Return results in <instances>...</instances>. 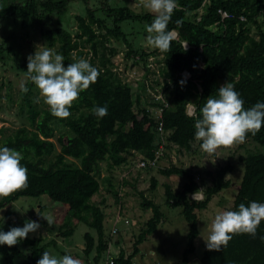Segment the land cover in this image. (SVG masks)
<instances>
[{
    "label": "trees",
    "instance_id": "obj_1",
    "mask_svg": "<svg viewBox=\"0 0 264 264\" xmlns=\"http://www.w3.org/2000/svg\"><path fill=\"white\" fill-rule=\"evenodd\" d=\"M76 1L86 5V15L75 17L77 31L73 35L61 27V22L69 11L70 3ZM109 1L98 0L95 9L89 0H48L39 3L24 0L16 6L14 15L22 18L23 27H38L40 36L47 41L49 48L57 46L56 52L64 57L65 66L76 62L85 54L84 50H88L92 55L89 62L99 70L100 75L97 82L80 93L78 101L73 102L71 115L66 119L54 117L50 110H37L31 96L36 85L28 79L25 85L28 91L23 93L22 100L27 106L29 128H17L0 143V147L21 152L24 157L21 165L27 168L29 178L26 189L13 192L9 197H0V210L20 197L48 196L52 203L59 205L57 224L64 222L59 226L60 237L71 236L73 229L69 226L75 222L95 231V238L89 233L84 235L82 251L86 261L95 252L93 264H100L102 255L108 249V241L104 236L106 200L93 202L92 198L100 193L102 182L115 196V202L119 203L118 196L124 185V179L114 186L110 178L102 177L101 163L108 162L109 168L129 167L127 155L135 152L145 160H151L157 147L154 135L156 123L151 112L141 106L140 95L135 94L130 85L123 83L113 70L111 57L116 54V49L106 46L109 38L121 41L128 48L126 58L133 56L136 59L134 64L146 63L154 52L133 49L127 40L128 34L120 25L123 22L150 25L154 17L147 13L137 14L127 6H113ZM176 2L179 7L174 11L168 29L176 31L177 39L172 41L171 52L155 51L163 56L159 75L168 85L164 97L169 106L163 113L164 129L170 132L167 150L174 147L178 152H190L197 140L195 120L186 114L188 103L195 104L196 114L200 115L206 99L210 95L216 98L218 89L225 82L234 85L244 101L245 109L257 102L264 103V20H258L261 15L264 17V0H209L198 21L196 18L203 0ZM39 9L55 15L57 27L48 29L40 26L45 17L39 14ZM219 10L232 15V18L221 22ZM240 16H244L246 21H240ZM252 26L256 29L253 34ZM183 42L188 44L187 50H184ZM1 51L0 47V58ZM21 70L26 73L27 65H23ZM145 70L144 78L150 72L148 68ZM183 70L189 72V80L178 76ZM181 81L184 83L181 84ZM97 107H107L108 114L98 119L93 112ZM56 124L71 134L56 136ZM247 141H252L258 148L256 153H247L238 158L243 165V175L231 211H238L241 203L246 207L253 201L264 203V127L255 136L247 134ZM199 142L201 145L202 141ZM56 146L59 151L54 155ZM234 168L228 162L214 173L207 172L211 176L208 187L203 186L201 178L197 183L194 174L186 169L175 166L144 169L150 173L155 170L164 177L185 178L178 191L168 184L163 185L165 204L170 208L181 207V215L188 225L187 247L179 264H187V257L195 251V240L199 235L198 212L207 209L212 198L230 186L227 175ZM156 185V178L151 176L150 190H154ZM199 185L204 187V199L191 201L189 195L196 192ZM139 194L142 209L151 210L152 216L136 235L132 252L125 255L124 251H120L114 257V264H132L133 258L140 252V245L156 232L163 220L160 208L142 193ZM10 228L2 226L0 222V231L7 232ZM41 242V238H27L19 243L31 251L28 256L18 245L11 248L0 245V251L4 250L7 258H20L23 264H36L43 249L57 246L54 240L40 247ZM200 264H264V220L260 222L255 237L233 235L220 252L208 251L205 246Z\"/></svg>",
    "mask_w": 264,
    "mask_h": 264
},
{
    "label": "rangeland",
    "instance_id": "obj_2",
    "mask_svg": "<svg viewBox=\"0 0 264 264\" xmlns=\"http://www.w3.org/2000/svg\"><path fill=\"white\" fill-rule=\"evenodd\" d=\"M23 1L0 0V47L2 48L0 58V143L7 136L12 135L17 128L21 126L29 128L27 106L23 104L22 100L24 92L20 87L21 84L26 85L28 78L27 73L23 72L21 67L27 65V57L34 54L37 46L49 48L47 41L40 36L38 27L24 28L22 18H16L14 15L16 6ZM34 1L39 3L48 0ZM89 2L93 9L98 5V0H89ZM109 4L113 6H127L137 14L147 13L152 15L147 8L141 5L140 0H110ZM39 14L45 17L42 19L43 21L40 20L42 21L40 26L44 25L48 29L57 27L55 15L47 14L42 9H39ZM77 15H86V5L79 1L71 2L68 13L62 18L61 27L67 29L73 35L77 31L75 21ZM258 20L262 21L264 17L261 15ZM120 26L128 34L127 40L133 49L142 50L146 53L154 52V54L147 58L146 63L137 62L134 64L136 59L133 56L129 58L125 56L128 51L127 45L112 38H109V42L106 43L107 47L116 49V54L111 57L113 70L123 83L131 86L135 94L142 96L140 97L141 106L151 108L150 103L152 93L154 94L153 91L158 89V84L162 89L163 85H165V81L159 75V68L162 66L160 61L163 56L159 51H155L156 49L147 45V24L123 22ZM251 29L253 34L256 29L254 26ZM52 49L57 51V46H54ZM84 53L81 58L88 61L92 60V55L88 50H84ZM106 53L108 54V51ZM94 63H97L96 59ZM145 68H148L150 71L146 78H144L146 74ZM31 96L36 102L37 110H50L37 87L33 89ZM54 127L56 128V136L71 134L61 125L56 124ZM199 143V141L194 142L190 152H178L174 147L166 150L165 157L161 161L159 168L164 169L175 166L186 169L194 175L200 176L204 181L203 186L208 187L211 185V176H208L207 172L214 173L228 162L235 165L234 170L237 173L243 172V165L238 160L239 156L247 153H256L258 148L252 141H247L232 148L218 149L215 155H208L201 149ZM259 148L261 149V147ZM58 151L59 148L56 146L53 154L55 155ZM52 158L53 156H51ZM126 158L129 163L128 165H130L129 167L122 165L109 168L108 162L101 163V176L110 178L114 186L124 179V185L121 187L118 196L120 199L119 203L115 202V196L107 190L106 185L102 182H100V193L92 198L93 202H99L101 199L106 200L104 236L108 241L107 250H109V241L111 240V243H118V246L123 249L126 255L132 252L136 235L142 228H145V223L152 216L151 210H144L141 207L142 199L139 193H142L148 200H151L160 208L163 220L158 225L156 232L149 235L139 247L140 253L146 254L150 250H153V253H155L152 258L154 263L179 264L182 261L183 252L187 247L188 225L181 215V207L170 208L165 204L163 185L168 184L174 191H178L182 187L185 178L180 176L164 177L155 172V170L150 173L144 169H136L134 166L138 156L136 154H129ZM151 176H154L157 180L154 190H150ZM229 189L221 191L217 196L212 198L207 209L198 212L197 228L199 235L195 240L194 253L187 257V264H200V258L206 246L205 242H207L210 235L214 217L218 213V210L222 211L220 207L228 202V209L231 211L233 199L231 196L232 190ZM218 201L221 203H218ZM119 205L129 220V225L125 226L123 223H120L118 225L119 234L111 236L110 230L113 224V215ZM39 206H41L40 210L38 209ZM58 209L59 205L52 203L46 195L40 197H20L6 208L0 210V216L4 217V220L0 222L5 227H23L25 221H36L40 224V228L35 233H30L28 239L41 238L40 247L53 240L57 243L56 247L50 246L43 249L41 256L43 252L48 251L50 254L57 256L71 255L73 258L81 260L83 264L92 263L95 252L93 251L88 257V261H86L82 251L84 248V235L89 233L95 238V231L83 223L75 222L70 223L69 226V228L73 229L72 235L60 237L59 226L64 222L57 224L56 211ZM49 217L53 220L50 226L46 221ZM18 247L26 256L31 252L22 244H18ZM108 256L115 257L114 254L111 253L109 255L106 251L102 255V259L106 260ZM138 257L134 260V264H141ZM6 258L5 251H0V264H23V261L18 257ZM103 262L100 264H103Z\"/></svg>",
    "mask_w": 264,
    "mask_h": 264
},
{
    "label": "clouds",
    "instance_id": "obj_3",
    "mask_svg": "<svg viewBox=\"0 0 264 264\" xmlns=\"http://www.w3.org/2000/svg\"><path fill=\"white\" fill-rule=\"evenodd\" d=\"M143 7L153 15V21L146 26L147 45L161 53L171 52L172 41L177 38L176 31L168 25L174 11L179 7L176 0H140ZM184 45V50L187 48ZM27 78L38 88L51 114L59 119L70 117L73 102L78 101L80 93L95 84L99 70L84 58L64 66V57L54 49L37 46L34 54L27 57ZM184 82L181 81V84ZM21 90L28 88L21 84ZM166 102V101H165ZM188 115L195 120V139L202 141L200 147L208 155H215L221 148H232L246 142L247 134L255 136L264 127V103L257 102L250 108H244V101L231 82H225L217 91V97L206 99L196 114V105L188 103ZM98 119L108 114L107 107L93 109ZM21 152L0 147V197H9L13 192L28 187V170L21 165ZM205 190L199 189L192 199L203 200ZM4 217L0 216V221ZM264 220V203L251 202L247 207L241 203L238 211H219L211 225L206 243L208 251L220 252L226 247L233 235L248 234L256 236L260 222ZM50 226L51 217L47 220ZM40 228L36 221H25L23 227H12L7 232L0 231V245L9 248L27 239L30 233ZM155 254V253H154ZM36 264H83L71 255L57 256L43 252Z\"/></svg>",
    "mask_w": 264,
    "mask_h": 264
},
{
    "label": "built area",
    "instance_id": "obj_4",
    "mask_svg": "<svg viewBox=\"0 0 264 264\" xmlns=\"http://www.w3.org/2000/svg\"><path fill=\"white\" fill-rule=\"evenodd\" d=\"M209 3V0H203L200 9L198 10V16L196 18V20L198 21L200 19V15L203 12V7ZM220 18H221V22H223L226 19L232 18V15L228 14L227 12L223 11V10H219L218 11ZM239 20L244 22L246 21V18L244 16H240ZM177 39V38H176ZM185 43H182V46L184 48ZM189 48V46L187 45L186 50ZM178 76H180L183 80H189L190 79V74L188 71L183 70L181 71ZM146 80V79H145ZM144 80V81H145ZM146 82V81H145ZM146 86V85H145ZM158 89H156L154 92V94L152 93V97H151V108H145L147 111H150L153 119L155 120V128H154V135L156 137V142H157V147L154 151V157L151 160H145L143 158V156L141 154L135 153L138 156V159L135 163V168L136 169H146V168H158L161 164V161L163 160V158L165 157L166 154V150H167V145L169 144L168 138H169V131H166L164 129V124H163V113L164 110L166 108H168L169 103L168 101L165 99L164 97V92L165 89L168 87V85H163V89L162 87H160V85H158ZM172 88V86H170ZM147 88V87H145ZM200 89V88H199ZM140 95V94H138ZM140 97H142L140 95ZM166 101V102H165ZM188 105L186 106V114L188 115ZM189 116V115H188ZM190 117V116H189ZM195 176V181L197 183H199L200 181V176L198 175H194ZM204 189V187L202 185H199V189ZM192 194L191 193L189 195V199L191 201H194L192 199ZM196 201H201V200H196ZM120 223H123V225L128 226L129 225V220L127 219V217L124 215L121 206L119 205L116 208V212L113 215V224L110 230V235L111 236H116L119 234L120 230L118 225ZM109 253V251H107ZM110 255V254H109ZM93 264V263H91ZM103 264H114V258L111 256H108L107 259L103 262Z\"/></svg>",
    "mask_w": 264,
    "mask_h": 264
},
{
    "label": "crops",
    "instance_id": "obj_5",
    "mask_svg": "<svg viewBox=\"0 0 264 264\" xmlns=\"http://www.w3.org/2000/svg\"><path fill=\"white\" fill-rule=\"evenodd\" d=\"M234 165V164H233ZM234 167H235V165H234ZM242 175H243V172H239V173H237V171L236 170H233L231 173H229L228 175H227V179H229L230 180V186L227 188V189H229V190H232V193H231V196H232V199L234 200V196H235V194H236V192H237V189H238V185H239V183H240V181H241V178H242ZM185 182V181H184ZM183 182V183H184ZM183 185V184H182ZM227 189H225V190H227ZM223 191V190H222ZM220 193V192H219ZM218 193V194H219ZM217 194V195H218ZM216 195V196H217ZM215 197V196H214ZM211 202V201H210ZM218 203H221L220 201H218ZM227 204H225V205H223L222 207H220V209L222 210V211H229V203L228 202H226ZM232 206H233V204L231 205V208H232ZM6 208V207H5ZM38 209L40 210L41 209V206H39L38 207ZM142 245V244H141ZM140 245V246H141ZM107 251H109V254H114L115 255V257L118 255V253L120 252V251H123V249L120 247V246H118V243H111V240L109 241V250H107ZM125 255H126V253H125ZM129 255V254H128ZM140 255V256H139ZM139 255L137 254L134 258H133V260H132V264H134V260L136 259V257H138V258H140L139 259V261H140V263L141 264H159V263H154V261L152 260V258H153V255H154V253H153V250H150L149 251V253H146V254H141L140 252H139ZM147 255V256H146ZM111 257H113L114 258V256H111ZM103 261H105L104 259H101V261H100V263L101 262H103ZM89 264H91L90 262H89Z\"/></svg>",
    "mask_w": 264,
    "mask_h": 264
}]
</instances>
